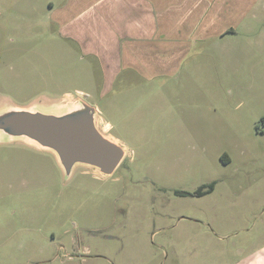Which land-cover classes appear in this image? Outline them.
Here are the masks:
<instances>
[{"label": "rangeland", "instance_id": "374dc122", "mask_svg": "<svg viewBox=\"0 0 264 264\" xmlns=\"http://www.w3.org/2000/svg\"><path fill=\"white\" fill-rule=\"evenodd\" d=\"M60 1L0 0V103L85 98L127 154L112 176L78 167L65 181L52 154L0 145V264H246L263 254L264 16L194 47L174 76L127 69L110 80L58 38Z\"/></svg>", "mask_w": 264, "mask_h": 264}, {"label": "crops", "instance_id": "0c3cea01", "mask_svg": "<svg viewBox=\"0 0 264 264\" xmlns=\"http://www.w3.org/2000/svg\"><path fill=\"white\" fill-rule=\"evenodd\" d=\"M51 10L58 38L100 62L108 79L130 69L152 80L174 76L194 47L250 29L264 0H61ZM246 261L264 264V253Z\"/></svg>", "mask_w": 264, "mask_h": 264}, {"label": "water", "instance_id": "95a60500", "mask_svg": "<svg viewBox=\"0 0 264 264\" xmlns=\"http://www.w3.org/2000/svg\"><path fill=\"white\" fill-rule=\"evenodd\" d=\"M11 143L52 154L65 181L78 167L112 176L127 154L126 147L106 132L98 109L81 97L28 106L3 100L0 145Z\"/></svg>", "mask_w": 264, "mask_h": 264}, {"label": "trees", "instance_id": "16d2710c", "mask_svg": "<svg viewBox=\"0 0 264 264\" xmlns=\"http://www.w3.org/2000/svg\"><path fill=\"white\" fill-rule=\"evenodd\" d=\"M213 189H214V186H213V185H211V186L209 187V190H208V192L212 191ZM202 193H203V192H202ZM202 193H200V195H201Z\"/></svg>", "mask_w": 264, "mask_h": 264}]
</instances>
